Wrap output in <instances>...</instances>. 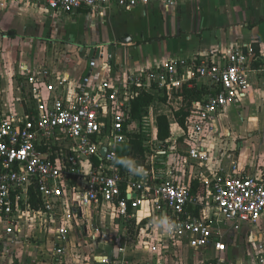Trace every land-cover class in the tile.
Returning <instances> with one entry per match:
<instances>
[{"label":"built area","instance_id":"built-area-1","mask_svg":"<svg viewBox=\"0 0 264 264\" xmlns=\"http://www.w3.org/2000/svg\"><path fill=\"white\" fill-rule=\"evenodd\" d=\"M181 1L0 0V6L35 4L53 15L71 16L83 10L100 15L152 3L169 7ZM96 52L88 59V71L77 80L53 66H25L21 111L0 104V253L19 240L31 213L55 220L53 237L65 253L71 233L68 224L73 227L80 213L88 211L91 224L85 223V233L99 240V218L113 211L128 224L137 220L136 248L158 255L153 264H165L163 258L177 244L200 253L214 250L215 264H264V236L252 251L241 252L245 254L241 258L229 254L227 238L229 231L244 235L257 227L264 229V172L241 173L236 161L227 167L222 156L212 158L204 144L217 130L226 107L246 99L253 74L261 77L264 86V59L255 55L254 45L242 43L227 54L170 57L140 71L113 72L110 62L99 59ZM193 89L201 91L202 99L186 108L183 144L195 173L184 181L172 171L162 175L145 167L123 172L116 164L118 147L141 129L140 119L132 115L133 100L151 92L176 100L180 107L185 90ZM155 134L151 139L162 142ZM191 179L205 186L203 202L190 191ZM32 191L39 208L31 202ZM126 249L123 242L118 252L124 255ZM75 251L81 256L80 250ZM123 257L93 258L102 264H129Z\"/></svg>","mask_w":264,"mask_h":264},{"label":"crops","instance_id":"crops-1","mask_svg":"<svg viewBox=\"0 0 264 264\" xmlns=\"http://www.w3.org/2000/svg\"><path fill=\"white\" fill-rule=\"evenodd\" d=\"M197 1L198 0H183L178 3L177 8L173 11V13L178 16V18L180 17V19H182V15L187 11L185 4H188V2H194L196 4V8L193 9L192 12L190 11V16H192L191 21L187 22L188 25L185 29L179 27L178 30H174V32L172 30V32H169L170 30L168 31L164 28L166 25L164 16L162 18L161 32H156L157 28L154 27L155 32L151 28V32H142V34L136 38L132 33H122L120 29H118L116 36L117 39H125L127 36H123L128 34V38H131V40L129 41L130 44H126L123 47H121V44H115L117 47L115 59L113 60L114 63H112L113 65L110 63L113 72L117 70H144L149 65L164 62L170 57L206 55L214 52L227 54L237 46H240L242 43H252L253 45H257L259 47V56L264 59V0H231L230 3H224L223 11L217 14L218 20H216V24H208L206 26H202L201 24L196 25L194 22L193 14H198L200 9L199 5H197ZM240 3H242V5H240ZM151 5H154L155 7L157 6L159 8L164 6L160 3H152L147 6ZM184 7L185 10H183ZM169 8L166 7L165 9L168 11ZM118 10L120 9L112 10L109 13L113 14ZM12 12H17L18 16H20L19 19L21 20L17 22L13 19L3 21V18ZM41 12L51 15L47 9L35 4H8L4 7L0 6V32L4 33L6 30H8V28L15 29L18 27L22 34H34L36 37H44L48 34H51L55 40H61L67 43L80 40L82 41V39H67L64 36L56 35L53 33L52 29L48 30L46 26L40 27L39 30V24L36 23L35 25V22L36 16ZM84 14L88 16H97L96 14H92L91 12L85 10L71 16L52 15L53 17L60 19V22L58 23H68L70 20H72L71 18L80 19L82 18L80 16ZM87 21L88 19H85V23ZM26 22L30 24V29L26 32H23L21 29V23L23 24ZM10 33L15 34V31H10ZM157 42L164 43L162 48L164 52L159 48V55L157 54L152 56L151 54L145 58L139 57L137 55L134 57L133 52L137 51V49L141 48L144 44H153ZM77 45L78 48L83 51L84 56L87 57L86 65L82 69L78 70L69 66H63L64 64L59 58L54 59L53 57L45 58L42 61L33 60L29 65L26 66H53L54 69L69 73L71 78L77 80L88 71V59L96 52V50L98 52V47L93 46L94 42L91 39H88V41H85L83 44L78 43ZM130 46H134V48ZM105 58L110 62L108 55L105 56ZM144 59L145 62L140 63V61ZM135 61L136 63L132 64ZM261 80V77L253 74L251 79V87L246 99L240 101L238 104L226 107V109L221 114L217 130L214 133L209 134L210 136H208L204 142L210 151L212 158L217 159V157L221 155V160L227 165V167H230L232 162L236 161L239 165V171L244 174H258L264 172V86L262 85ZM155 103H157V101ZM10 108L14 107L10 106ZM255 108L257 109L258 115L250 116V109L253 110ZM232 109L236 111L241 120L248 122L247 128L229 124V121L226 119V117L229 111ZM244 113L246 114V118ZM156 117L152 118L151 120V124L153 126L152 135H156L155 133H157ZM180 130L181 132L179 133V138L182 151L184 152L183 155H186L190 161L188 155L185 153L186 151L183 144L184 129L180 127ZM241 135L243 136L241 137ZM244 135L249 136L246 137ZM255 135H257V137H255ZM167 152L163 151L162 153ZM155 153L160 155L158 150L155 151ZM191 163L194 165L193 162ZM166 164L167 156L165 157L164 162L162 161L161 163H156V160L153 162L151 161L149 158V153H147V162L141 166H137L135 164L133 168L140 170L141 167H145L165 175L169 171H172L170 168H166ZM215 165L216 164L213 163L214 167H216ZM194 168L196 171V166H194ZM176 175L180 176V173H177ZM64 210L62 211V214H65ZM33 214H37L38 217H34L31 222L35 225L34 227L32 225L31 232H38L39 230L40 235H43V239H46V241L42 242L43 246L41 248L40 245H37V243H34L33 241H31V243H26L23 237L24 230L23 234L19 237V240L7 248H11L10 252L12 254L14 253L13 255L19 258V262L17 264H102L98 262L99 260H94V255H113L116 258H121L124 256L125 259L129 260V264H147L148 261H150L148 264H153L158 260V255H153L152 253L149 254L146 251H143L142 248H136L137 220H132L131 223L128 224L124 219L116 217L113 211L104 212L99 218L98 224L101 227L99 240H91L87 233H85V223H88V225L91 224V217L88 211L84 210V214L80 213V215H78L79 219L76 220L73 227H70L68 224L71 233L65 253L58 250L52 234V223L47 224L48 222H53L55 220L51 219L48 221L46 216L40 213H31L29 215V219H31ZM82 215L83 218H81ZM143 215L144 213L141 211L139 216ZM29 219L28 223H30ZM44 228L48 229L47 233L41 231ZM262 230L264 231V229ZM87 231H89V229ZM254 233L255 232H253V234ZM257 233L258 232H256L254 235ZM246 234L247 233H244V235ZM261 236L263 237L264 234H261ZM261 236L258 235L257 239H259ZM123 242L127 243V249L126 253L121 255L118 252V248ZM232 242L233 240L230 239V243ZM75 250H80L81 256H76ZM190 250L194 253H200L199 251H194L191 248ZM232 253H237L240 258L245 257V254L243 255L241 253L239 247H236L235 250L232 249L229 252L230 255H233ZM208 254L211 257H214L216 252L211 250L208 252ZM12 256L10 255V258L6 259V262H3L2 264H11ZM163 259H165V264H175L173 261H171L173 259L171 255H167ZM0 262L2 261L0 260Z\"/></svg>","mask_w":264,"mask_h":264},{"label":"rangeland","instance_id":"rangeland-1","mask_svg":"<svg viewBox=\"0 0 264 264\" xmlns=\"http://www.w3.org/2000/svg\"><path fill=\"white\" fill-rule=\"evenodd\" d=\"M230 1L231 0H198L197 5H199L200 9L198 14H193L195 24H201L202 26L216 24V20H218L217 14L223 11L224 3H230ZM240 5H242V3H240ZM177 6L178 4H171L169 6L170 8L167 6L159 8L154 5L147 7L139 6L132 9H120L113 14H110L109 12L97 16H88L84 14L80 16L82 17L80 19L71 18L72 20L68 23H58L60 22V19L53 17L52 14L50 15L44 12H41L36 16L35 25L36 23L39 24V30L40 27L46 26L48 30L52 29L54 34L64 36L67 39H82V41L80 40L76 42L67 43L61 40H55L51 34L44 37H36L34 34H22L18 27L15 29L8 28L4 33L0 32L1 106L5 109L10 108L11 106L16 108L17 111H21V106H23L22 103H24L22 101V93L20 90L21 75L24 67L29 65L33 60L42 61L48 57H53L54 59L59 58L64 64L63 66H69L78 70L82 69L86 65L87 57L84 56L83 51L78 48L77 44H83L85 41L87 42L88 39H91L94 42L93 46L98 47L97 56L99 59L103 60L105 59V56L108 55L110 63L112 64L114 63L113 60L115 59L116 54L117 45L115 46V44H121V47L130 44L129 41L124 42V38L122 40L117 39L116 36L118 29H120L122 33H132L136 38L139 37L142 32H151V28L155 32L154 27L157 28L156 32H161L163 16L166 22L164 28L168 31L170 30L169 32H172V30L174 32V30H178L179 27L184 29L187 28V22H190L192 17L190 16V11L192 12V10L196 8V4L194 2H188V4H185L187 11L182 15V19H180V17L178 18V16L173 13ZM166 7L169 8L168 11L165 9ZM183 10H185V7ZM19 18L20 16H18L17 12H12L9 13V15H6L5 18H3V21L13 19L17 22L21 20ZM85 19H88L86 23ZM21 29L23 32H26L30 29V24L27 22L23 24L21 23ZM10 31H15V34H11ZM125 36L128 38V34H125L123 37ZM163 46L164 43L161 42L144 44L141 48L137 49V51L133 52V55L134 57L137 55L142 58H145L146 56L148 57L151 54L152 56L159 55L158 49L160 48L162 50ZM130 47L134 48V46ZM143 62H145V59L140 61V63ZM135 63L136 61L132 64ZM177 107H179V105L176 100L165 102L158 101L153 104L151 108V118H155L157 115L165 113L169 117L172 135L168 140L163 142L153 141V138H150L151 143L148 146V153L149 158L153 162L158 156L155 151L159 149H161V151H168L167 153H160L166 154L167 156L166 168H170L174 175L180 173L179 177L181 180L188 181L190 176L195 173V168L188 160L187 156L183 155L184 152L180 145L179 133L181 130L173 116ZM249 114L250 116H257V109H250ZM244 115L246 118L245 113ZM226 119L229 121V124L238 127L247 128L248 126V122L241 120L240 116L233 109L229 111ZM242 136L243 135H241V137ZM244 136L248 137L249 135ZM255 137H257V135H255ZM210 209L213 210V207ZM209 213H211V210H209ZM34 217H38L37 214L32 215L31 219H29L30 223H28V221L25 222L26 225H24L26 229H24L23 237L26 243H31V241H33L34 243H37V245H40L41 248L43 246L42 242L46 241V239H43L44 237L43 235H40L39 230L38 232H31L32 225L33 227L35 226L31 223ZM55 225L57 224L52 222L51 228L53 229ZM253 232L258 233L254 235L255 233L253 234ZM235 234L233 231L228 232L227 238L233 240V242L230 243V250L237 246L241 252H245L247 250H253L258 235L261 236V234H264V231L260 227H257L250 230L246 235L235 236ZM10 249L5 253H0V260L2 261L0 264L3 262L5 263L6 259L14 254L10 252ZM170 250L171 252L169 255L173 258L171 261L175 264H215L213 258L208 253H194L185 245L177 244L176 246H173L172 249L170 247ZM11 262V264H17L19 258L13 255L11 257Z\"/></svg>","mask_w":264,"mask_h":264},{"label":"trees","instance_id":"trees-1","mask_svg":"<svg viewBox=\"0 0 264 264\" xmlns=\"http://www.w3.org/2000/svg\"><path fill=\"white\" fill-rule=\"evenodd\" d=\"M255 55H259V47L254 45ZM264 64V61H263ZM260 63L255 64L259 66ZM202 93L196 89L185 90L184 98L181 101L179 109L175 110V118L178 125L182 128L186 127V117L188 115L187 107L195 100H201ZM169 101L168 97H158L155 93L144 92L138 95L132 102V115L135 118L140 119L141 129L139 133L132 134L130 140L121 144L117 150L116 164L126 172L132 169L134 165H144L147 162L148 145L146 141H149L152 135L153 126L151 124V108L155 102ZM157 136L161 141H166L171 137V124L169 117L163 113L156 117ZM166 155L160 154L156 157V163L165 161ZM190 191L198 196L200 202L204 201L205 186L197 179H191L189 181ZM31 202L35 208H39L37 199L32 191ZM201 206V205H200ZM200 206L195 210L196 214H200Z\"/></svg>","mask_w":264,"mask_h":264},{"label":"water","instance_id":"water-1","mask_svg":"<svg viewBox=\"0 0 264 264\" xmlns=\"http://www.w3.org/2000/svg\"><path fill=\"white\" fill-rule=\"evenodd\" d=\"M130 40H131V38H125V39H124L125 42L130 41ZM106 152H107V148L104 147V148L102 149V151H101V154L104 156V155L106 154ZM135 196H136V195L134 194V197H135Z\"/></svg>","mask_w":264,"mask_h":264}]
</instances>
